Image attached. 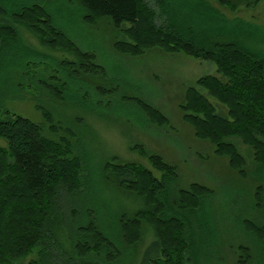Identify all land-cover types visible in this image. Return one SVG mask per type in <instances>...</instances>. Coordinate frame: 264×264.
<instances>
[{"label":"trees","instance_id":"obj_1","mask_svg":"<svg viewBox=\"0 0 264 264\" xmlns=\"http://www.w3.org/2000/svg\"><path fill=\"white\" fill-rule=\"evenodd\" d=\"M1 1L0 40H26L23 33L28 31L46 49L72 56H58L42 48L35 52L39 73L31 71L34 65L29 61L21 66L20 79L13 81L23 96L32 79L40 91L45 88L76 113L108 118L101 109L122 100L142 108L152 123L168 122L141 98L121 91L115 81L98 83L94 79L106 76L104 65L96 52L82 48L58 27L49 7L51 0H19L14 7ZM171 1L68 0L86 25L103 19L117 28L116 35L123 34L113 43L118 51L140 55L161 47L216 66L223 78L210 73L198 77L188 87L181 108L198 137L211 140L216 153L229 157L242 177L251 174L247 205L259 213L258 221L244 217L245 210L236 223L241 237L226 238L227 232L220 227L227 224L222 227L206 208L215 189L197 182L182 186L176 165L156 153L150 159L161 172L159 176L137 162H113L105 157L97 165V186L118 191L122 197L136 195L139 203L134 202L133 209L125 201H120L122 209H110V203L105 207L101 193L98 208L69 201L94 181L85 172L84 137L77 128L84 124L90 133V125H85L80 114H66L65 122L75 131L68 127L60 141L53 139L43 123L11 111L6 104L20 94L7 93L0 97V140L6 142V146L0 144V264H15L31 255L27 264H227L230 254L234 257L231 264H264V182L259 175L264 169V49L239 44L240 35L259 33L260 27L240 17H228L209 0H174L208 21L196 35H185L165 11ZM217 1L234 10L259 0ZM84 78L90 85L70 92L72 82ZM89 86L94 91L85 95ZM203 89L227 111L219 110ZM36 106L50 128L59 130L43 102L37 100ZM233 137L242 138L255 150L251 172L246 157L229 140ZM81 215L83 221L70 220ZM144 222L153 228L154 238L139 255L138 243L146 233Z\"/></svg>","mask_w":264,"mask_h":264},{"label":"rangeland","instance_id":"obj_2","mask_svg":"<svg viewBox=\"0 0 264 264\" xmlns=\"http://www.w3.org/2000/svg\"><path fill=\"white\" fill-rule=\"evenodd\" d=\"M18 1L3 0L1 2L4 6L14 7ZM209 1L230 18L240 17L249 20L257 27L259 26V33L246 32L243 36L240 35V43H238L248 44L250 48L256 50L264 49V0H259L253 6L240 5L234 10L229 6L221 5L217 0ZM49 7L58 27L64 29L65 33L69 34L82 48L92 50L98 55L100 63L107 71L106 76L94 78L99 80L98 83L115 81V85L121 91L141 98L168 119L164 125L157 122L152 123L142 108L122 100L101 109L104 112L102 114H107L108 118L102 119L89 113H76L72 108L64 107V104L47 93L45 88L42 87L44 90L40 91L32 79L29 81L31 86L27 85L23 89V96L13 81L20 79L21 66L26 65L29 61L34 65L31 71L36 70L39 73L38 58H36L38 53L35 54V52L42 48V50H49L48 52H56L58 56L69 58L72 56L70 53L60 50L46 49L28 31L23 33L26 40H0V97L6 96L7 93L13 94V96L16 93L17 96L20 94V97L10 100L6 104L11 111L24 115L35 122L43 123L46 134L59 141L67 135L68 127H71L73 132L75 131L73 126L65 122L64 115L80 114L85 125H90L93 139L88 133L87 126L82 124L77 128L82 131L84 137L81 143H83L82 149L88 162L85 165V172L88 175L90 173L94 181H87L88 190H85L81 195L71 196L68 200L98 208L101 193V196H105L101 198L105 201L103 204L110 203V209H120L123 205L120 201H125L128 208L133 209L136 207L134 202L139 203L136 195L122 197L118 191L111 190L104 185L97 186V165L105 157L114 160L113 162H137L150 168L159 176L161 172L153 166L150 159L151 154L156 153L176 165L180 175L179 182L182 186H189L191 183L197 182L214 188L215 194L208 201L206 208L213 218L220 221L222 227L227 224L225 228L219 226L221 231L227 232L224 234L226 238L233 240L235 235L241 237L239 234L242 232L236 223L244 211L246 210L244 217L247 219H257L256 221L259 219L256 215L259 213L252 212L250 205H247L250 189L248 183L252 176L250 174V176L242 177L237 169L231 166L229 157L216 153V145L211 140L198 137L194 127L184 119V112L181 108L188 87L194 84L198 77L210 73L223 78L216 66L203 58L193 57L183 52L168 51L161 47L146 49L140 55L118 51L113 43L119 37L123 38L124 36L123 34L116 35L117 28L110 22H105L102 19L98 20L95 25H86L78 16V8L69 4L68 0H51ZM164 8L168 14H171L169 15L171 22L176 24L182 34L194 36L201 27L207 25L208 21L204 18L205 16L181 7L174 0ZM126 37L129 40H134L129 35ZM88 84L90 85L86 78L72 82L70 92L77 91V89L83 90ZM93 91L94 87L90 88L89 86L84 92L86 95ZM123 92L119 95H122ZM204 92L218 106L219 110L227 111L207 90ZM37 100L43 102L50 111L51 116L54 117L53 124H56L59 130L50 128V122L44 118L36 106ZM229 140L235 143L240 153L246 157L248 170L251 172L255 164V150H251V146L240 137H233ZM0 144L6 146V142L3 140H0ZM261 172L260 180L264 182V169ZM252 188H255V184L252 185ZM71 202L65 201L67 205H70ZM70 220L83 221L84 218L81 215ZM143 229L146 233L138 243L137 252L139 255L154 238L153 228L148 223H143ZM32 256L18 260L15 264H27ZM233 260L234 257H231L230 254L226 260L227 264H231ZM121 264H126V261Z\"/></svg>","mask_w":264,"mask_h":264}]
</instances>
